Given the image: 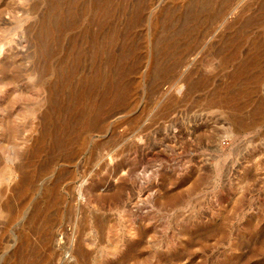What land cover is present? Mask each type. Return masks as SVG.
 Segmentation results:
<instances>
[{"label": "rangeland", "instance_id": "obj_1", "mask_svg": "<svg viewBox=\"0 0 264 264\" xmlns=\"http://www.w3.org/2000/svg\"><path fill=\"white\" fill-rule=\"evenodd\" d=\"M95 1L0 0L7 37L0 62L18 55L23 67L34 66L29 78L0 96V108L28 114L45 98L43 80L52 95L42 110L54 115L56 107L64 120L73 113L80 81H91L96 69L111 78V109L103 112L101 134L83 143L80 132H73L74 164H59L45 176L43 184L70 173L58 188L60 206L49 212L51 222H26L41 187L28 196L9 231L27 233L42 264H264V59L255 58L264 48V28L244 27L249 12L237 19V6L250 0H236L225 24L213 27L169 20L170 14L188 15L191 0H106L104 18L93 10L104 0ZM136 13L141 22L129 26ZM43 16L47 27L41 30ZM95 38L103 49L96 56ZM167 39L172 53L154 70V56L166 51ZM241 69L246 76L239 78ZM102 93L99 86L91 96ZM30 120L17 123L15 141L5 128L2 151L29 136L24 127ZM104 142L93 159L92 149ZM88 173L84 186H93V204L77 194ZM122 181L121 204L96 200ZM6 224L0 215V264H14L4 248ZM34 226L52 233L50 244L30 232ZM116 242L124 247L110 256ZM77 247L89 254L83 262L74 256Z\"/></svg>", "mask_w": 264, "mask_h": 264}, {"label": "bare ground", "instance_id": "obj_2", "mask_svg": "<svg viewBox=\"0 0 264 264\" xmlns=\"http://www.w3.org/2000/svg\"><path fill=\"white\" fill-rule=\"evenodd\" d=\"M238 1L239 0H237V3H239ZM257 1L258 0H250L247 4H242V7L237 6V8L240 9V16L238 15L237 19H239L243 14L247 12L250 13V15L244 19V27H253L256 29L264 28V0H260L258 3H256ZM235 2L236 0H191L192 7L190 10H188V15L179 13V15L174 16L173 14H170L169 20L178 22L184 21L187 23L190 22L194 25L198 24L201 21H205L210 22L212 24V27L215 23L225 24L226 16L232 12V7ZM53 3L54 4H52L51 6L54 9L57 4L56 2ZM254 4L257 5L256 8L253 9L252 7ZM202 7H204V9ZM93 10L94 13L100 17L104 18L108 16L109 10L107 8V1L104 0L102 3H99V5H96ZM162 11L163 10H161V12ZM140 16V14L136 13L131 17H128V25L131 26L135 25L136 23L139 24L141 22ZM256 16L259 17V19H256ZM10 17L12 20L14 19L13 16ZM1 21L2 20L0 13V44H3V41L7 40V37L3 36L5 30L2 27L3 24L1 23ZM40 25L41 30H44L47 27V16H43ZM229 27L230 25H227V28ZM57 29L59 31V26L57 27ZM13 31L15 32V29H13ZM42 33L43 32L40 31L39 41L46 44L47 38L44 37V34ZM91 40V45L93 48H95L94 56L102 53L103 49L101 46H97L98 43L96 42V38ZM8 45H10V42L8 43ZM172 45L173 44L170 39H167L165 41L166 51H164L163 53L158 52V54H155L153 60L154 70H159L162 68V59L172 53ZM126 56H124V58ZM77 58L78 59L75 61V64L73 66L75 69H77L78 63L80 62V58ZM255 58L258 60L264 59V48L258 50ZM227 59V57L223 58L224 61H226ZM21 63L22 62L19 59L18 55H13V57L8 62H0V96H3L7 92H9L13 88L14 84L18 83L23 76L25 78H29L32 75L34 66L32 64H28L27 66L23 67ZM245 69H241L240 71H238L237 77H245ZM99 73L100 72L96 69L92 73L93 76L91 78V81L85 79L80 81L79 86H82V88L72 98L74 104L73 113L64 120L60 119V117H57V114H60L62 112H58L56 107H52L54 115L49 114V110H42L44 102L50 100V97L52 95L50 94V87L48 85L46 86L43 80H40L41 84L39 89L40 92L45 95V98L43 99V101H40L36 105L34 110L29 111L28 114L21 113L19 111H13L12 109L9 110L6 108H0V138L4 134L5 128H7L8 133L12 135V140L15 141L14 136L16 133L17 123L20 121V119H23L25 117H29L31 119L30 123L24 127V132L29 135L27 138L21 139L19 143H15V145L8 151H2L0 148V199L4 198L3 202L0 203V215H6L7 224L4 228V232L5 234L10 233V235L4 238V248L8 249L7 247H9V252L6 255L10 260H12V263L14 262V264L44 263V260L42 258L43 256L41 257V255L38 253L37 249L35 248V243L33 245V243L30 242L27 233H23L22 229L11 232L9 231V228L24 209L25 202L28 196L33 194L36 190H39V188L41 187L42 193L32 203V207L28 213V219L26 220V222L31 225L35 222H40L42 227L51 222L52 214H50V211H56L60 206L61 196L58 192V188L64 183L65 179L70 178V173L68 172L63 176V178L65 177L64 181L63 178H61L62 176H56V178H54L53 180L50 179V183H47L46 181V184H43L44 180L47 179H45V176L59 164L65 166H72L74 164L76 154L75 152H69L71 136L75 133V131L78 130V133L80 132V141H82L83 143L85 142L86 138L92 137L93 135L99 136L101 134V129L104 126V120H101L102 115H104L103 112L105 109L107 111H110L111 109V78H109L110 76L105 77L101 73ZM122 74L123 71L117 70L118 76H121ZM259 78V74H254L251 79L258 81ZM99 86L103 90L101 96H91V91L94 88H98ZM55 116L56 118H53ZM34 132L37 133L36 137H33L32 135V133ZM33 143H35L34 146H32ZM106 144L107 142H104L100 145L94 146L90 153L93 159L96 155V151H99L101 147H106ZM91 161L93 160L91 159ZM92 163L89 164V170L93 168ZM90 173H92V171ZM90 173H88V175L82 174V181L78 188L77 194H79V197H81L82 199L86 200L90 204H93L95 203L93 199V186H84V183L86 182V176L88 177ZM123 181L121 186L117 187L116 191H114L112 194L111 189H109V191L107 190L109 192L107 195L98 197L96 200L101 202H106V200H108L110 202L113 201L116 204H121L123 200V187H125ZM17 200H19V202L15 204ZM30 232L38 236L39 242L44 246L50 244L53 237L52 233H50L49 231L45 232L43 228H35V226ZM128 234L130 235L129 232ZM10 243H12L11 246H9ZM38 244L39 243H37L36 245ZM89 244V242H85L86 246H88ZM121 247H124L123 243H114L109 255L114 256ZM88 255L89 254L87 252H84L79 247H77L74 252V256L76 257V259L81 260V262L85 261ZM64 257L65 256H63V258ZM58 262L59 264H65L62 259H59Z\"/></svg>", "mask_w": 264, "mask_h": 264}]
</instances>
